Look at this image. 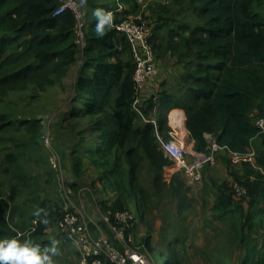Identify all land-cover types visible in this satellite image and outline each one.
Returning <instances> with one entry per match:
<instances>
[{
  "label": "trees",
  "instance_id": "1",
  "mask_svg": "<svg viewBox=\"0 0 264 264\" xmlns=\"http://www.w3.org/2000/svg\"><path fill=\"white\" fill-rule=\"evenodd\" d=\"M166 1L183 14L187 0ZM259 2L190 0L189 9L200 23L179 25L186 34L173 29L168 41L166 38L165 51L185 63L179 92H163L143 100L141 106L144 116L156 119L158 132L165 139L169 130L167 114L177 108L186 113L187 129L197 152L207 151L206 135L236 153H246L259 140L264 143V133H260L256 125V121L264 117V15L256 10ZM164 6L168 11V4ZM58 7V0H0V92L45 83L51 76L76 64L83 55L84 68L76 82L82 107L76 106L74 114L76 117H105L104 126L99 128L101 144L90 151L101 160H109V182L118 194L101 202L100 206L104 212L131 213L132 218L126 225L113 222L129 241L132 226L146 217L147 199L138 178L140 164L148 160L156 172L162 173L171 162L161 149L155 126L141 123L142 118L133 106L136 65L128 39L107 23L104 34L98 35V21H86L85 45L82 46L77 39L74 13L68 10L56 15ZM109 8H114L113 2ZM125 15L129 16L127 11ZM165 25L153 26L154 49L162 38L158 33ZM255 110L259 113L253 116ZM29 126L36 129L35 125ZM256 152L260 169L244 163L241 170L230 172L234 183L246 190L247 200L234 198L233 185L212 182L219 192L214 211L219 218L230 219L239 210L240 221H231L230 225L234 233L238 231L241 236L253 226L257 214L253 209H259L264 215V149ZM6 158L9 163L15 162L12 154ZM125 164L128 169L124 170ZM241 202L248 206L247 213ZM62 212V208L41 202L37 224L26 231L32 234L33 240L45 237L49 230L58 227ZM0 225V240L17 238L26 232L10 231L6 218L1 219ZM107 230L113 233L110 227ZM245 237L242 243L249 252L242 264H264V252L252 248V235L248 240ZM145 244L148 245L146 241ZM149 250L151 254L158 252L156 248ZM162 257L168 264H179L175 258Z\"/></svg>",
  "mask_w": 264,
  "mask_h": 264
},
{
  "label": "rangeland",
  "instance_id": "2",
  "mask_svg": "<svg viewBox=\"0 0 264 264\" xmlns=\"http://www.w3.org/2000/svg\"><path fill=\"white\" fill-rule=\"evenodd\" d=\"M81 2L85 23L97 20L93 15L95 9L107 11L106 6L99 5L105 3L103 0ZM189 5L190 0H187L183 15L176 22L172 19L174 5L170 4L168 11L161 5L159 11L168 19L165 21L166 31L160 30L158 34H166L171 22L179 23L175 24L174 31L180 33L185 32L179 29V25L200 23ZM256 10L264 15L263 0L257 4ZM84 62L81 54L76 64L51 76L45 83L0 92V203L13 207L12 211L19 215V223L26 222L16 228L8 221L9 230L18 233L37 224L41 202L62 208L63 212L66 207L74 206L99 223L103 234L121 248L115 243V235L108 232L100 206L101 202L118 194L116 187L109 182L111 165L109 160H101L90 151L101 144L99 128L105 117H76L74 114L76 106L82 107L78 102L80 93L76 82ZM161 81L159 71L155 82ZM26 124L35 125L36 129H29ZM253 146L258 152L264 149L260 140ZM9 154L14 156L15 162H8L6 156ZM112 162L113 158L110 164ZM170 162L162 173L156 172L148 160L140 164L138 178L147 199V209L145 219H138L136 226H132L128 242L132 249L151 254L149 248H156L157 253L148 254L152 264H168L162 260L163 255L170 260L177 259L179 264H242L249 252L242 243L243 236L248 240L252 235V248L264 252V229L259 235L247 230L241 236L238 231L234 233L230 225L231 221H240L239 210L230 219H221L214 211L217 196H214L213 184L209 182H219V178H211L203 185L199 184L201 186L190 185ZM123 169H128L126 164ZM22 235L17 238L29 239L42 246L52 240L59 241V255L54 257L56 264H79L78 248L73 242L64 241L57 226L45 237L35 240L28 231Z\"/></svg>",
  "mask_w": 264,
  "mask_h": 264
},
{
  "label": "built area",
  "instance_id": "3",
  "mask_svg": "<svg viewBox=\"0 0 264 264\" xmlns=\"http://www.w3.org/2000/svg\"><path fill=\"white\" fill-rule=\"evenodd\" d=\"M59 7L56 15L66 11H72L77 21V37L82 46L84 43V30L86 27L83 4L81 0H58ZM114 8L109 11L113 14L111 27L125 36L130 44L131 53L136 65L134 75L135 101L134 108L144 123L155 126L158 142L165 156L173 162V168L181 172L190 185H199L203 182L204 169L215 163L221 153L227 155L235 167H241L244 163L256 170L257 152L254 147L246 153H236L227 150L217 144L214 137L206 135L208 149L206 152H197L194 141L187 129V116L181 109H172L167 114L168 139L158 132L157 122L154 117H146L141 111L143 99L141 93L148 82L156 81L159 76L154 45L151 42L153 26L141 17L126 16V6L122 0H112ZM260 133H264V117L256 121ZM234 198L238 201L247 200L246 190L238 183H233ZM132 218L130 212H104V223L110 227L115 235L117 247L111 239L103 234L97 222L86 217L80 210L72 206L65 208L62 218L58 222L59 230L64 235V241H71L78 248L79 264H152L151 257L134 250L129 246L124 232L116 224L126 225ZM36 225V223H35ZM97 232V233H96ZM22 234L17 235L21 237Z\"/></svg>",
  "mask_w": 264,
  "mask_h": 264
},
{
  "label": "crops",
  "instance_id": "4",
  "mask_svg": "<svg viewBox=\"0 0 264 264\" xmlns=\"http://www.w3.org/2000/svg\"><path fill=\"white\" fill-rule=\"evenodd\" d=\"M105 3H100L99 5H104L107 7V11H109L112 8H109V4L112 3V0H103ZM126 6V11L129 14L130 17H141L145 19L146 21L153 24L155 27H161L165 24V21L168 19V16H163L161 10L159 11V7L161 5L168 4V7L170 6V3L166 2L165 0H126L124 2ZM180 13L179 9L174 10V18L173 21L179 20L180 17H182V13ZM172 21V20H171ZM175 24L179 23H170L169 25L171 27L167 28V33H161L162 38L161 40L156 44V56H157V66L160 71V74L163 78V81L158 82V84L155 81L148 82L142 93L141 98L143 100H148L152 98L153 96H158L163 92H167L170 94H177L179 92V89L181 87V78L185 73V63H182L178 60L177 56L171 55L169 52L165 51L166 44L168 43L169 38V32L170 30L174 29ZM157 30V29H156ZM166 31V27L161 30V32ZM158 31H156L157 33ZM155 34V32H154ZM168 35V36H167ZM177 37V36H175ZM167 38V41H166ZM162 45V47H159ZM258 110L253 111L252 115L256 116L258 114ZM155 116V115H153ZM231 170L239 171L241 170V167H235L230 163V160L227 155L224 153L220 154V157L217 158L216 162L207 166L203 171V183L208 182L211 178L214 179H220L219 182H217L219 185H228L232 186L234 183V178L231 176ZM212 183V182H209ZM201 185H195V186H201ZM209 186H212V184H208ZM214 196H218L219 192L217 189L213 188ZM241 205L244 207V212H248V206L246 203L241 202ZM13 207H8L5 202L0 203V221L3 218L8 219L10 224H15V226H23L25 224V221L21 224L19 223V215L18 213H14L12 211ZM259 209H253V212L257 213L253 220V226L251 228V231L259 235L262 233V229H264V215L258 212ZM19 218V219H18ZM100 226V224L98 223ZM1 226V225H0ZM17 228V227H16ZM52 230V229H51ZM49 230L47 234L51 232ZM248 229H246L247 232ZM250 230V229H249ZM254 237V235H253ZM256 237V236H255ZM254 237V238H255ZM256 239V238H255ZM61 242V241H60Z\"/></svg>",
  "mask_w": 264,
  "mask_h": 264
},
{
  "label": "clouds",
  "instance_id": "5",
  "mask_svg": "<svg viewBox=\"0 0 264 264\" xmlns=\"http://www.w3.org/2000/svg\"><path fill=\"white\" fill-rule=\"evenodd\" d=\"M97 18L96 33L103 35L104 24L111 27L113 14L97 8L93 11ZM47 220L44 223L47 224ZM59 241L52 240L46 245L34 243L29 239L18 238L0 240V264H56L54 257L59 255Z\"/></svg>",
  "mask_w": 264,
  "mask_h": 264
}]
</instances>
